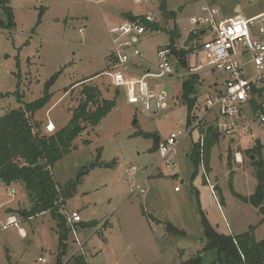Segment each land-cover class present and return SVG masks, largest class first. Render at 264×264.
Masks as SVG:
<instances>
[{
    "label": "rangeland",
    "instance_id": "rangeland-1",
    "mask_svg": "<svg viewBox=\"0 0 264 264\" xmlns=\"http://www.w3.org/2000/svg\"><path fill=\"white\" fill-rule=\"evenodd\" d=\"M164 2L174 13L167 23L160 17L159 0H9L14 24L0 33V117L39 99L54 75L48 104L31 120L42 130L47 120L56 131L67 125L70 111L79 103L82 79L89 78L85 82L116 104L52 166L57 184L74 189L73 197L57 209L65 226L50 212L26 216L31 206L25 192L0 181V264H41L38 258L45 259L44 264H76V257H83L85 264H180L195 256L201 257V264H211L215 253L203 249L204 227L224 236L252 229L255 241L264 240V217L248 201L258 184L252 162L261 160L264 172V125L251 122L245 136L236 135L233 142L219 137L211 145L207 173L213 195L199 166L195 170L191 164L192 147L199 140L196 130L175 146L168 158L171 168L156 150L157 142L177 131L185 133L190 125L188 104L181 99L188 77L145 80L167 99L166 109L152 115L140 104L129 105L105 75L112 48L109 31L129 22L127 15L149 18L162 29L176 27V46L183 50L194 28L190 18L204 14L202 9L219 6L231 16L252 19L263 13V0L254 5L245 0ZM208 38L209 32L197 40L199 44L192 40L182 58L169 57L177 73L200 67L189 96L197 105L225 80L223 73L207 67L204 53L194 54ZM137 43L146 64L129 66L131 79L152 69L157 51L169 45L162 30L147 32ZM180 59L186 61L185 68ZM194 106L191 112L197 115ZM132 167L135 171L127 175ZM7 213H13L16 225L9 224ZM73 215L79 216V223L69 222ZM166 223L180 233L169 236Z\"/></svg>",
    "mask_w": 264,
    "mask_h": 264
},
{
    "label": "built area",
    "instance_id": "built-area-1",
    "mask_svg": "<svg viewBox=\"0 0 264 264\" xmlns=\"http://www.w3.org/2000/svg\"><path fill=\"white\" fill-rule=\"evenodd\" d=\"M245 1L254 5L261 0ZM202 11L204 14L190 18L194 28L187 39L190 42L188 50L192 46V40L195 39L196 42L209 32L210 38L197 45L194 54L197 57L199 53H204L207 67L223 73L225 80L216 84L213 92L205 97L201 105L194 106L197 115L191 112L187 131L171 134L166 141L158 142L156 150L158 156L166 161V167L171 168L172 164L168 158L175 146L190 135L192 130H196L199 136L197 142L199 168L205 183L214 195V185L210 184L204 165L203 148L206 130L211 128L219 137H230L235 140L236 135L243 137L248 133L251 122L257 121L260 125H264V11L252 19L226 17L220 20H218L220 15L218 8L210 7ZM145 20L151 22L149 18ZM2 31L0 28V33ZM150 31L142 25L140 19L113 26L109 31L112 48L107 56L110 68L105 75L110 79L114 89L123 91L124 100L129 105L140 104L145 112L153 115L166 109L167 99L162 92L152 91L145 80L171 76L190 77L197 75L200 67L190 68L187 74L175 72L169 61L172 55L171 49L166 47L157 51V64L152 69L143 71V75L139 78H129L127 76L129 66L136 68L146 64L137 48V42ZM202 31L204 33L201 35ZM43 130L46 134L56 132L54 124L48 120ZM134 171L132 167L125 173L130 175ZM177 190L178 188L175 187L174 191ZM68 220L71 224L80 222L78 215L68 217ZM10 224L16 225L15 222ZM37 262L44 264L46 261L38 258Z\"/></svg>",
    "mask_w": 264,
    "mask_h": 264
},
{
    "label": "trees",
    "instance_id": "trees-1",
    "mask_svg": "<svg viewBox=\"0 0 264 264\" xmlns=\"http://www.w3.org/2000/svg\"><path fill=\"white\" fill-rule=\"evenodd\" d=\"M159 13L162 20L167 23L173 19L174 13L167 10L164 0H159ZM0 28L10 30L14 24L12 9L9 0H0ZM129 21L140 19L142 25L153 31H164L168 36V48L176 58H182L185 49L179 50L176 46L177 29H162L157 23H149L145 18L127 16ZM109 58H106L109 70ZM181 66L185 68L186 61L180 59ZM57 75L45 82L43 95L32 102H24L19 109L11 110L0 117V181L10 187L17 185L25 192L30 202V209L26 216L33 217L50 212L51 215L65 226L66 219L58 213L65 200L73 197L74 189L71 185L60 186L51 174L52 166L75 149L74 143L79 139L87 127L95 128L102 119L115 107L116 101L101 97L100 89L82 79V90L78 106L70 111L69 122L60 130L46 134L37 123L31 124L34 115L44 108L51 97L50 89L54 85ZM188 82L182 84L181 99L188 104L189 114L195 105L194 99L189 98L193 92V85L198 81L197 75H190ZM67 90H65L66 92ZM204 142V165L208 172V157L211 145L218 141L219 136L207 129ZM88 144L87 142H85ZM158 144V142H157ZM156 144V146H157ZM250 153V152H249ZM255 153V151H252ZM197 144L191 151V164L197 170L199 155ZM252 164L257 172L256 193L249 198V203L257 207L264 217V172L261 160ZM169 236H175L180 231L169 223L164 224ZM206 244L204 251L214 252L215 258L211 264H264V240L255 241L252 229L240 236H224L215 230L203 228ZM75 258V257H74ZM76 264H85L83 257L75 258ZM82 261V262H80ZM200 256L181 262L180 264H201Z\"/></svg>",
    "mask_w": 264,
    "mask_h": 264
},
{
    "label": "crops",
    "instance_id": "crops-1",
    "mask_svg": "<svg viewBox=\"0 0 264 264\" xmlns=\"http://www.w3.org/2000/svg\"><path fill=\"white\" fill-rule=\"evenodd\" d=\"M211 7H215V8H218L219 9V11H220V15H219V17H218V20H220V19H224V18H228V17H230V18H232V17H238V16H231V15H229V11L227 12V10H223V9H221L219 6H211ZM234 9H235V7H233V11H234ZM127 16H131V15H127ZM127 16H126V19H127ZM133 16V15H132ZM125 22V21H124ZM121 23H123V22H121ZM120 24V23H119ZM196 104V103H195ZM191 114V113H190ZM190 114H189V117H190ZM231 141L233 142L234 140L233 139H231ZM237 159H239L240 160V156L239 155H237ZM147 176H149V174H146ZM151 177V176H150ZM211 184V183H210ZM11 191H14V189L13 188H11ZM175 192H177V191H175ZM179 192V191H178ZM11 210H13L12 208H10ZM7 220L9 221V224L10 223H13V222H15V216L13 215V213H7ZM171 225V224H170ZM20 234H22L23 235V233H22V231L20 230Z\"/></svg>",
    "mask_w": 264,
    "mask_h": 264
},
{
    "label": "water",
    "instance_id": "water-1",
    "mask_svg": "<svg viewBox=\"0 0 264 264\" xmlns=\"http://www.w3.org/2000/svg\"><path fill=\"white\" fill-rule=\"evenodd\" d=\"M179 11H181V9H179ZM203 33H204V32L202 31V32H201V35H202ZM189 45H190V42H189V41H185V42L183 43V47H182V48H183V49H188V48H189ZM250 159H251V161L254 160V156H252ZM91 168H92V166H91ZM77 180H78V179H77Z\"/></svg>",
    "mask_w": 264,
    "mask_h": 264
}]
</instances>
